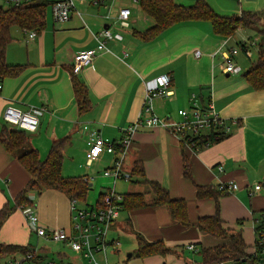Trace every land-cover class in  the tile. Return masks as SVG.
Listing matches in <instances>:
<instances>
[{
  "label": "crops",
  "instance_id": "0c3cea01",
  "mask_svg": "<svg viewBox=\"0 0 264 264\" xmlns=\"http://www.w3.org/2000/svg\"><path fill=\"white\" fill-rule=\"evenodd\" d=\"M174 1L184 5L194 2ZM207 2L223 15L257 11L264 23V0ZM105 5L80 3L77 5L79 13H73L64 22L46 17L45 28L32 39L19 28L23 37L21 40L14 37L9 42L5 58L7 63L22 65L23 68L19 73L0 80V119L3 121V109L9 104L23 111L39 108L42 110L39 125L37 130L29 133V140L40 157L47 155L54 140L64 136H69L71 141L63 150V159L69 153L73 159L79 152L85 157L89 130L96 129L103 137L119 138L122 128L141 114L144 82L168 74L171 93L153 99L154 112L158 117L179 120L177 109L188 107L194 93L203 95L205 100L211 98L220 116L230 122V131L221 139L193 150L162 126H142L133 135L127 163L132 166L134 160H139L148 179L166 186L172 197L184 198L191 222L215 210L213 198L196 196L195 184L236 182V189L218 197L220 217L225 228L241 232L245 251L253 253L257 219L264 220V88H254L243 76L251 61L256 59L258 48L251 46L250 56L244 51L237 52L233 59L240 67L238 73L223 71V51L236 46L239 40L257 39L258 42V32L252 28H240L225 38L214 34L208 21H185L166 29L152 40L143 41L133 31L143 30L153 21L141 11L137 0H106ZM123 6L131 10L129 25L114 28L122 33L123 38L109 40V50L98 51L88 65L77 73H71L73 55L96 45L88 28L97 31L107 25ZM107 12L109 18L104 17ZM83 16H87L90 23ZM196 51L199 55L195 54ZM72 76L87 87L91 102L88 111L81 113L78 110ZM105 155L102 154L101 159ZM185 157L189 161L191 179L183 175ZM218 165L222 166L221 170ZM84 175L89 179L87 174ZM29 179V172L0 143V208L4 203L12 204L15 195ZM255 184H260V188L254 189ZM125 191L140 190L136 185L131 188L129 184ZM43 192L50 197L54 195L56 211L51 217L42 213L40 202L35 204L40 224L68 228L69 197L57 189H45ZM29 197L36 198L35 192H30ZM29 207L32 206L17 208L8 216L0 229V242L29 244L42 256L37 246L31 245V238L47 240L28 226L25 212ZM123 212V227L135 241V233H139L148 241L161 240L171 248V252L161 256V263L198 264L181 258L179 252H192L186 248L187 244L199 243L197 246L200 247L220 241L194 225L178 223L166 205H149ZM112 238L119 239V235L116 233ZM67 251L72 255L55 250L57 259L82 264L72 250Z\"/></svg>",
  "mask_w": 264,
  "mask_h": 264
},
{
  "label": "trees",
  "instance_id": "16d2710c",
  "mask_svg": "<svg viewBox=\"0 0 264 264\" xmlns=\"http://www.w3.org/2000/svg\"><path fill=\"white\" fill-rule=\"evenodd\" d=\"M141 11L152 19V25L143 30H134L133 34L143 41L156 38L166 29L175 24L185 21H208L214 34L228 37L232 36L240 28H252L259 34L257 42V57L251 61L243 76L254 88H264V27L257 29L255 25L261 14L257 11H242L240 14L223 15L215 11L207 0H194L190 5L177 3L174 0H137ZM46 0H37L31 4L18 7L3 6L0 4V80L5 76L15 75L21 71L22 65L9 64L5 58L7 45L12 40L11 27L28 31L34 30L37 33L42 31L46 25ZM237 44H243L239 40ZM73 73V65L70 68ZM73 91L79 112L88 111L91 102L88 96L87 87L77 78L72 76ZM205 104L209 99L203 95L198 96ZM4 122V121H3ZM5 123V122H4ZM5 123L0 129V143L6 151L11 153L18 162L29 172L30 179L14 197L13 203H4L0 208V229L8 216L17 208H23L32 204L29 197L30 192L41 193L45 189H57L64 192L69 199L76 198L86 200L90 188L89 180L85 175H62L63 150L70 143V137L64 136L54 140L47 155L41 158L36 148L28 145L29 133L24 129L15 126H8ZM220 137L201 135L197 143L201 147L221 139ZM207 143V144H206ZM183 175L191 179L190 165L186 157L183 161ZM142 178L148 184L147 192L124 191L122 210L128 211L135 208H142L149 205H166L171 217L184 226H196L199 230L219 239L220 241L211 246H197V252L202 264H212L219 260L237 259L246 256L250 264H259L260 246H256L253 253L245 251L246 244L240 231H232L223 226L220 217L218 197L221 192L217 185L195 184V193L198 198L211 197L215 201V210L212 214L202 215L195 222H191L187 214V202L182 197H172L166 186L157 180L148 179L145 176L143 165L139 160H134L131 167V181L136 182ZM101 193V192H100ZM99 193V196L102 194ZM146 193H150L146 197ZM263 229L262 223L255 227L257 234ZM256 235V234H255ZM136 249L133 252L138 257L160 255L164 257L171 252L161 240L148 241L141 234L135 233ZM257 244V242H256ZM34 253L35 249L29 244H13L0 242V257L14 253ZM162 264H166L163 262Z\"/></svg>",
  "mask_w": 264,
  "mask_h": 264
},
{
  "label": "built area",
  "instance_id": "2783aa9c",
  "mask_svg": "<svg viewBox=\"0 0 264 264\" xmlns=\"http://www.w3.org/2000/svg\"><path fill=\"white\" fill-rule=\"evenodd\" d=\"M4 6L18 7L31 4L37 0H0ZM51 14L54 21H67L75 12L79 13L77 5L87 3L90 5H105L106 0H50ZM106 6V5H105ZM130 8L120 7L116 16L102 26L97 31L88 28L96 40V45L91 48L77 51L73 55V72L77 73L80 69L88 65L98 51L109 50L107 42L109 40H121L123 35L115 30V26L125 28L129 25ZM109 18V13L104 14ZM27 36L32 39L36 36L34 30H28ZM243 44H236L226 51H223V71L238 73L240 67L235 64L234 56L238 51H244L248 56L251 55L250 48H257V39L242 40ZM199 55V51L195 52ZM170 76L161 74L144 82V96L142 101L141 114L137 119L122 128L121 135L117 139L103 137L96 129L88 132L85 141V163L91 165L94 161L102 160V154L112 156V165L103 169L104 176H112V186H107L99 193L95 203L88 204L76 198L70 199V223L68 228L46 227L40 224L36 212L29 207L25 212V220L32 231L43 237L47 241L62 242L63 246L70 248L86 264H110L107 257L109 247L116 249L120 245L118 238H109L108 230L112 221L118 219L122 210L123 196L116 189L117 180L129 181L131 179V165L127 163V157L133 143V135L142 126H162L173 132L181 141L188 144L193 150H199L201 145L197 143L201 135L220 137L230 131V122L221 117L214 108L211 98L203 104L198 96L192 93L190 105L177 109L179 120H169L160 118L154 112L153 99L155 96H167L171 93L168 89ZM1 85V84H0ZM42 110L32 108L23 111L11 104L6 105L2 112V119L5 123L24 129L28 132L37 130L39 116ZM26 117V119H25ZM207 144V143H206ZM219 170L221 165L217 166ZM260 184H255L254 189H259ZM238 184L234 181H221L217 188L221 193H227L236 189ZM259 221V222H258ZM263 229L257 234L255 230V250L260 246V252L264 253V220ZM257 242V244H256ZM186 248L197 251L195 244H187ZM4 258V259H2ZM0 264H81L73 260L44 259L37 253H14L0 257ZM212 264H250L246 256L237 259L219 260Z\"/></svg>",
  "mask_w": 264,
  "mask_h": 264
},
{
  "label": "rangeland",
  "instance_id": "374dc122",
  "mask_svg": "<svg viewBox=\"0 0 264 264\" xmlns=\"http://www.w3.org/2000/svg\"><path fill=\"white\" fill-rule=\"evenodd\" d=\"M46 2H47L46 17L49 19V18H52L51 1L46 0ZM0 4L4 6V4L1 1H0ZM83 17H85L86 18L85 20L88 23H90L87 16H83ZM255 25L257 26V29L264 27V23L261 19H258ZM10 31H11V35L13 36L12 40H14V37L16 40L17 39L21 40V38L23 37V34L21 33L20 29L16 26L12 27ZM252 36H253V33H252ZM258 36L260 38L259 33H258ZM240 53H243V52L240 51ZM3 124L5 123L0 119V129ZM8 126H12V125H8ZM28 145L33 147L31 145V139L29 140ZM71 155L72 154L69 153L63 159L62 175L71 176V175L87 174L89 178L88 179L89 183H92V185H90V188L88 190L86 201L88 204L95 203L99 195V192L103 190L104 188H106L107 186H112V182H113L112 176L103 175V169L105 167L112 165V156L110 154H107L102 158V160L94 161L91 165H86L84 154H81L80 152L76 153L73 159ZM129 184L131 188L136 185L138 190H140L141 192H147L149 190L148 184H146L142 178H139V180H137L136 182H132L130 180L125 181V180L119 179L116 182V189L118 191H125L127 190V187L129 186ZM43 194H44L43 191L41 193L35 192L36 198L32 199V204L30 206H32V209L36 211L35 208L37 207H35V204L38 203L39 205V202H40V209L42 210V213L44 212L47 215L54 217L53 215H54V212L56 211V206L54 205L55 197L54 195L53 197H50V195H46V194L43 195ZM145 195H147V193ZM149 196L150 195H147L146 197H149ZM38 209H39V206H38ZM124 214L125 213L121 210L118 219H116L115 221H112L109 226L108 237L109 238L115 237L117 233L120 239V245L118 246L117 250L115 249V251H113L110 249L111 247L108 248L107 250V257H108V261L110 262V264H162L161 261L159 260L161 258L160 255H151L149 256L150 258L148 259H145V258L142 259L141 257H138L134 254L128 255L135 251L136 241H135L134 236L131 233H128L123 227ZM61 243L62 242H57V241H46L45 242L43 240H37L36 237L31 238V245L37 246L38 253L42 255L44 259L58 258L55 250L66 251V253H68L69 255H72L67 251V250H70V248L63 246ZM39 245L41 246L43 245V247ZM179 254L181 258H185L188 260L195 261L198 264H202L199 254L197 252L192 253L190 251L181 250ZM260 258H262L263 261H260L259 264H264V253L260 254ZM168 260L169 258L166 257V261Z\"/></svg>",
  "mask_w": 264,
  "mask_h": 264
},
{
  "label": "water",
  "instance_id": "95a60500",
  "mask_svg": "<svg viewBox=\"0 0 264 264\" xmlns=\"http://www.w3.org/2000/svg\"><path fill=\"white\" fill-rule=\"evenodd\" d=\"M128 255H131V253H130V254H128Z\"/></svg>",
  "mask_w": 264,
  "mask_h": 264
},
{
  "label": "bare ground",
  "instance_id": "6f19581e",
  "mask_svg": "<svg viewBox=\"0 0 264 264\" xmlns=\"http://www.w3.org/2000/svg\"><path fill=\"white\" fill-rule=\"evenodd\" d=\"M25 119H26V117H25Z\"/></svg>",
  "mask_w": 264,
  "mask_h": 264
}]
</instances>
